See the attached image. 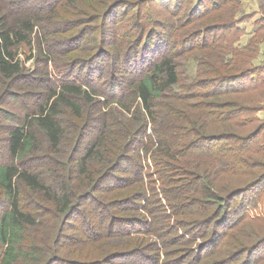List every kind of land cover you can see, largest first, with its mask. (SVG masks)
Segmentation results:
<instances>
[{"label": "trees", "instance_id": "1", "mask_svg": "<svg viewBox=\"0 0 264 264\" xmlns=\"http://www.w3.org/2000/svg\"><path fill=\"white\" fill-rule=\"evenodd\" d=\"M235 1L221 0L215 9L220 10ZM27 2L29 0H0V89L5 92L0 96V106L5 95L16 97L6 89L21 80L32 81L25 75L27 72L43 75L46 71L47 75L54 59L51 39L57 25L55 21L61 20L59 12L63 3L45 0L40 8L25 9ZM207 2L211 5L210 0ZM176 3L175 8L180 6L178 0ZM202 4L199 0L196 9ZM145 5H148L146 1L139 9L144 11ZM121 7L124 21L127 7ZM63 22L61 24L65 25ZM120 22L114 26L112 44L115 39L121 48L127 43L128 32L122 34L125 25ZM234 24L222 29L212 42L206 39L209 33L200 28L193 38L203 39L200 46L207 50L227 48L229 40L238 34ZM262 27L259 29L264 30ZM148 38L149 33L146 35L145 30L141 33L139 29L136 42L129 45L136 47L135 50L145 48ZM168 42L164 43L165 47ZM28 47L31 55L35 51L27 59L33 60L32 70H27L25 62L19 58L21 48ZM127 49L119 51V55H111L108 49L105 53V56L111 55L109 77L111 82L119 79L120 84H114L119 88L101 92L94 76L84 82L76 77L72 80L73 72L67 71L62 74L61 84L46 76V80L41 81L45 90L43 99L22 116H15L16 126L1 129L4 138L0 140V264H201L208 254L207 249L235 229L245 215L244 205L236 204L235 208L233 201L264 181V162H250L248 154L250 151L258 155L263 151L260 140L264 142V126L257 127L254 136L235 132L224 135L228 137H211L214 142L208 141L209 137L200 130L209 134V128L201 120L195 122L199 126L195 128L196 118L191 120L193 127L190 128L180 105L191 106L192 111L205 115L211 103L206 104L204 99L224 97L225 93L216 96V90L220 82L228 78L211 84V89L207 90L211 97L205 92L206 83L192 84L184 78L179 54L173 53L170 46L162 54L160 48L149 46L146 50V53L152 50L147 55L149 62L140 58L133 63L134 67L128 62L133 57L131 50L124 54ZM252 54L253 51H242L236 57L246 64ZM116 65H122L121 70ZM251 67L246 66L232 76L234 82L253 78L242 88L245 90L240 91L244 94L260 92L264 83L254 81L255 72H250ZM71 80V83L66 82ZM99 98L102 101H98ZM263 100L260 98L254 107L262 105ZM127 103L134 104L131 106L133 119L124 117ZM254 107L250 106L257 111ZM164 108L166 113L163 114ZM233 118L236 116L227 117ZM180 122L183 128L178 126ZM178 127L182 131L179 142L191 140L180 145L191 152L183 157L188 162H183L182 167L170 166L176 141L159 133L160 129L166 134ZM88 135L91 138H87ZM235 142L241 143L243 152ZM203 143L206 144L201 145ZM237 149L245 160L234 157ZM218 151L224 156H219ZM141 152L150 153L156 162L153 163L159 182L151 174H142ZM160 166L174 171L168 169L161 173ZM121 172L127 176H117ZM217 173L222 177L240 176V180L246 179V182L236 185L239 180H234L233 184L220 189L216 187ZM157 190L162 196L159 197ZM186 191L193 195L190 202L184 196ZM42 214L47 221L44 227ZM162 215L172 218V227L183 233L168 238L170 226ZM158 218L161 225L155 224ZM74 221L78 224L72 230L70 225ZM193 227L198 228L199 239H202L198 244L195 242L198 235L191 232ZM188 233L192 236L188 237ZM179 240L182 243H177ZM184 243L186 246L181 248ZM255 250V247L248 249L244 260L231 263L253 264Z\"/></svg>", "mask_w": 264, "mask_h": 264}, {"label": "rangeland", "instance_id": "2", "mask_svg": "<svg viewBox=\"0 0 264 264\" xmlns=\"http://www.w3.org/2000/svg\"><path fill=\"white\" fill-rule=\"evenodd\" d=\"M145 1L148 5H145L144 11H141L139 7ZM178 1L180 6L175 8L176 0H60V2L63 3L61 11L59 12L61 20L55 21L57 25L54 26L53 30L55 33L53 36L49 34V36H52L51 40L53 42L52 50L54 59L50 62L52 64L49 65L47 69V75L46 71L43 72V75L39 73L37 75H29L27 72L25 75L29 77V80L31 78L32 81L25 83L21 80L20 83L11 85L9 90L5 88L7 93H14L16 97H6L5 95V101L0 106V140L4 138V134L1 130L3 126H16L17 120L15 116L16 118L22 116L25 111L34 108L39 100L43 99L45 90L42 88L44 85L41 81L44 82L46 76L51 78L50 81H58L59 84L63 81L62 74H64V71L73 72L71 76L72 80L76 77L78 81L82 80L83 82L88 80L90 76H94V79H98L99 81L98 88H102L101 92H110L111 88H119L114 84H120V82H117L119 79L111 82L112 80L109 77L112 74V70L110 72L111 55H119V51L122 52L128 48L124 54L131 50V56L133 57L132 60L128 62L131 67H134L133 63L136 60H140V58L149 62L147 55L152 51L149 50L146 53L149 46L160 48V54L164 52V49L170 46L173 53L179 54L178 58L183 64V68L181 69H183L184 78L186 77L192 84L196 83V81L206 83L208 87L205 89V92L209 96H211V93L209 91L207 92V90L211 89V84L215 82L218 83L228 78L224 83L221 81L220 86L216 90V96L225 93L224 97L221 99L216 97L213 98V100L204 99L205 103H211V105H208L209 108L205 115L201 116L199 112L192 111L193 109L191 106L180 105V110L190 122V128L193 127V124L195 128H198L199 126L195 122L201 120V122L209 128V134L203 133L202 130L200 131L202 134L209 137V139H206L210 142H214L211 137L221 138L219 136L234 134L235 132L239 135L250 133L251 136H254L257 132V127L262 128L264 126V100L262 101V105L254 107L255 104L259 102L260 98H264V83L261 84L262 87L260 92L253 94L249 92L248 94H244L240 91L245 90L242 88L248 86V83L250 80H253V78H241L234 82L232 81L234 80L232 76L236 75L240 70H244L246 66L252 65V71L250 72H255L254 81H264V30L259 29L264 26V0H236L232 5H226V7H222L220 10L215 8L220 5L221 0H218V2L210 0L211 5L208 4V0H200L203 4L201 7H198V9H196V7L199 0ZM44 3L45 0H29L27 6L25 3V9L29 7H42ZM124 4L129 6L127 7ZM130 4H133L135 7L133 8ZM118 6L120 8L117 9ZM121 6H124V8L127 7L126 19L124 21L122 20L123 7ZM224 8L225 10H223ZM61 21H64L63 23H65V25H62ZM118 21H121L120 23L125 25L122 34L126 31L128 32V37L126 39L127 43L125 47L123 46L121 48V44L116 42L115 39L114 45L112 44L113 38H115L112 35L114 26ZM233 22H235L234 29L238 34L236 33V37H232L229 40V46H227V48L225 47L212 51L207 50V47L200 46V42H202L203 39L200 37L193 38L199 30L198 28H200L209 33L206 39L212 42L215 36L221 34L222 29H229ZM139 29L141 33L145 30L146 35L149 33V38L147 39L148 46L145 48H143V46L135 50L136 47L130 46L129 44L136 42ZM185 31H187V34H184ZM225 31L228 30H224L223 32ZM231 31L233 30L231 29ZM186 41L188 42L186 43ZM149 42L151 43L149 44ZM165 42L169 43L167 47H165ZM193 47L196 49H192L191 51ZM107 49L111 52L109 56H105ZM242 51H253L251 60L247 61L246 64H242L236 57L237 53L239 54ZM33 54H35V51H33ZM160 54H158V56H160ZM32 55L30 47L21 48L19 51V58L22 62H25V66L28 68L27 70L33 69V60L27 61ZM199 61H201V64L198 63ZM123 66L127 67L124 65V62ZM98 67H100V69ZM116 67L121 70L122 65H116ZM122 73L123 71H121V74ZM217 73L219 76H216ZM72 80L66 82L71 83ZM4 93L5 92L0 89V96L4 95ZM1 99L2 98H0V100ZM103 100L106 102L105 98H103ZM98 101H102V98H99ZM132 105H129L128 110L123 112L125 118L133 119L135 116L132 114ZM250 106L258 110L254 111ZM162 112L163 114L166 113V109H162ZM233 115H235L236 118L227 119L228 116ZM87 116L89 118L90 115ZM194 118L196 119L192 124L191 120ZM133 124H136L134 120ZM178 126L183 128L184 125L180 122ZM181 127H178L177 130L171 129L166 134L161 129L159 131L161 137L165 135V137H168L170 140L174 139L176 141L173 149L174 158L170 162V166L178 164L182 167L183 162H188L187 159L183 157L188 156V154L191 155L190 149L186 146H180L186 141V139H181V142H179L182 136ZM162 129H165V127ZM174 134H176V138L173 137ZM135 137H137V133ZM87 138H91V135H88ZM190 141L191 140L186 142ZM261 141L262 140H260V148L263 150L262 152L257 155L248 151L250 162H264V142ZM204 144L206 143L201 145ZM235 144H238L237 148L240 147V150L243 152L244 147L241 143L235 142ZM1 148L2 143H0V152L2 151ZM154 148L155 147H153L152 150ZM242 152L237 149L234 157L245 160ZM149 154L150 153H140L142 158L140 169L143 175L151 174L153 179L159 182V176L156 171L157 167L153 163L155 161L152 160ZM217 154L219 156L223 155L221 151H218ZM130 157H132V154ZM190 160H193V158H190ZM168 169L167 167L160 166L161 173L172 170L170 167H168ZM217 170L218 169L215 171ZM237 170L240 169L238 168ZM161 173L160 179L162 177ZM117 174V176L120 175L124 178L127 176V173L124 172ZM216 176H218L216 187L220 189L226 185L233 184L234 180H239L236 185H242L243 182H246V179L240 180V176L224 175L222 177L221 173H217ZM156 184L158 185V183ZM160 192L161 191L158 193L160 194ZM217 193L218 195L222 194L221 192ZM160 196L162 195L160 194L159 197ZM184 196L189 202L193 197L192 193L189 191H186ZM166 198L169 199V197ZM193 203L194 202L190 203L192 207L195 206ZM240 203L243 204L245 208V215L242 220L235 229L220 239L217 244L207 249L208 254H205L201 264H232L231 262H237L239 259L244 260L246 251L254 247L256 250L252 261L253 264H264V181L251 191L235 199V201H233V206L236 208L235 205ZM163 204L168 208L167 203L164 202ZM42 215L41 224L42 227H44L47 221L45 220V215ZM235 215L236 212L230 216L229 220H232ZM162 216L165 217L166 215ZM167 217H165L164 220L171 228H169L168 231L170 234L168 238H170V236L172 238L178 235L180 236L183 231L180 233L175 229V226L172 227L174 224L173 219H168ZM198 218H200V216ZM157 223L161 225L160 218H158L155 224L157 225ZM77 224L78 223L75 221L71 223L70 226H72V230ZM191 230L192 233L198 235L195 241L198 244V242L202 240L199 239L198 228L193 227ZM191 236V233H188V237ZM182 238L186 240L184 237ZM177 243H182V241L179 240ZM184 246H186V243H184L181 248ZM236 264H241V261Z\"/></svg>", "mask_w": 264, "mask_h": 264}]
</instances>
